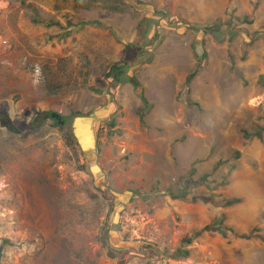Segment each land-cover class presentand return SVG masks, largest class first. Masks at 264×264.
I'll list each match as a JSON object with an SVG mask.
<instances>
[{"label": "rangeland", "instance_id": "374dc122", "mask_svg": "<svg viewBox=\"0 0 264 264\" xmlns=\"http://www.w3.org/2000/svg\"><path fill=\"white\" fill-rule=\"evenodd\" d=\"M2 108L0 264H264V0H0Z\"/></svg>", "mask_w": 264, "mask_h": 264}, {"label": "trees", "instance_id": "16d2710c", "mask_svg": "<svg viewBox=\"0 0 264 264\" xmlns=\"http://www.w3.org/2000/svg\"><path fill=\"white\" fill-rule=\"evenodd\" d=\"M54 24L59 25V23H54ZM84 24H87V23H81V25H84ZM91 24L100 25L98 22H92ZM195 28L197 29L198 27L196 26ZM201 28H202L201 29L202 31H208V30L216 29L217 27H215V26H205V27H201ZM132 61H134V55L131 52V45L128 43V44H125L124 45V48H123L122 63L121 64H114V65H112L111 68H110V71L108 72V75L111 76L113 80H117L116 78H118V76L114 74V71H116V70H119L120 71L121 68L124 65L127 66V63L132 62ZM194 73H195V71L188 76L187 82L191 79V77L193 76ZM128 82L134 88H138L139 87V84H138V82L135 79L130 78V79H128ZM140 96H141L142 102H144V104H146V101H145L143 95H140ZM41 114L42 113H38L36 116L33 117L32 122H31V126L32 127H34V128L40 127L39 120H40ZM50 117H51V115H50ZM0 123H1L2 126H4L10 132H13L15 134H19L20 133L11 124V122H10V120L8 118V115L5 112V108L0 109ZM262 131H264V128L263 127L259 128V131L253 133V135L255 137H257V138H260ZM182 196H184V195H182ZM238 201L239 200L236 199V198H231V199L226 200L224 202V205H233L235 203H238ZM209 228H211V226L204 227L202 230H207ZM200 232H201V230L198 231L196 234H199ZM243 238H248V237L247 236H243ZM187 242H190V239H188Z\"/></svg>", "mask_w": 264, "mask_h": 264}, {"label": "water", "instance_id": "95a60500", "mask_svg": "<svg viewBox=\"0 0 264 264\" xmlns=\"http://www.w3.org/2000/svg\"><path fill=\"white\" fill-rule=\"evenodd\" d=\"M51 118L56 119L57 123L62 125L63 124V119L60 118L58 114L52 113Z\"/></svg>", "mask_w": 264, "mask_h": 264}, {"label": "bare ground", "instance_id": "6f19581e", "mask_svg": "<svg viewBox=\"0 0 264 264\" xmlns=\"http://www.w3.org/2000/svg\"><path fill=\"white\" fill-rule=\"evenodd\" d=\"M86 145V144H85ZM88 151V150H87Z\"/></svg>", "mask_w": 264, "mask_h": 264}]
</instances>
